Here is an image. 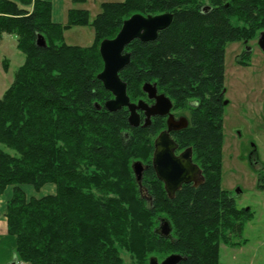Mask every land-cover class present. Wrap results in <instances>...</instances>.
Masks as SVG:
<instances>
[{"label":"trees","instance_id":"obj_1","mask_svg":"<svg viewBox=\"0 0 264 264\" xmlns=\"http://www.w3.org/2000/svg\"><path fill=\"white\" fill-rule=\"evenodd\" d=\"M100 10L90 21L71 9L59 25L47 1L0 0V39L13 35L24 57L0 99V196L12 189L5 219L14 262L126 264L125 254L148 264L177 254L180 264H219V246L239 238L251 217L221 189L225 48L264 31V0H124ZM136 14L172 15L155 41L126 47L130 63L119 74L131 103L148 102L141 88L155 84L188 120L172 138L178 153L191 150L203 182L182 185L172 199L151 168L164 120L131 128L126 109H104L112 96L96 79L100 43ZM73 27L93 30L90 47L64 43ZM37 36L46 48L35 46ZM134 162L147 167L140 187ZM46 186L53 195H29Z\"/></svg>","mask_w":264,"mask_h":264},{"label":"rangeland","instance_id":"obj_2","mask_svg":"<svg viewBox=\"0 0 264 264\" xmlns=\"http://www.w3.org/2000/svg\"><path fill=\"white\" fill-rule=\"evenodd\" d=\"M123 1L88 0L83 8L88 10L92 21L100 13L102 4ZM259 34L253 40L228 44L225 48L223 99L227 104L223 108L221 189L229 193L239 210H248L251 217L243 225L239 238L232 236L230 245L219 246V264H264V191L257 187V170H251L248 162L254 148L264 167V53L257 45ZM5 36L0 39V99L24 61L16 49L15 37ZM63 37L67 46L87 48L93 43V30L73 27L65 31ZM4 62L8 66L6 71ZM53 192L52 186L37 193L29 189V195L35 197ZM13 247L9 237L0 236V264L15 261ZM166 257L153 258L161 262ZM123 260L131 263L125 254Z\"/></svg>","mask_w":264,"mask_h":264},{"label":"water","instance_id":"obj_3","mask_svg":"<svg viewBox=\"0 0 264 264\" xmlns=\"http://www.w3.org/2000/svg\"><path fill=\"white\" fill-rule=\"evenodd\" d=\"M171 23V14L147 17L136 14L125 20L115 38L100 43L98 51L103 69L96 77L104 90L112 96V99L105 102L104 109L109 113L126 109L128 125L131 128H147L150 126L152 118H167L166 130L160 133L153 143L151 168L157 180L163 184V189L170 199L182 185L192 183L197 186L203 182L198 166L192 161L191 150L187 149L176 155L177 145L170 137V132L186 128L188 122L185 118L174 119L170 114L171 101L163 94H157L155 84L145 83L141 88L147 100L153 101L152 105H148L144 101L131 103L126 93V84L120 80L119 74L130 63V54L125 52L128 45L135 40L141 43L155 41L158 33L169 28ZM257 45L264 53V32L259 34ZM35 46L44 49L46 43L42 37L37 36ZM226 104L227 102L224 101L223 106ZM139 112L143 114V122H141ZM146 169L147 167L139 162H134L131 165L135 182L139 187ZM159 229L165 237L170 233L168 224L164 221L160 223ZM182 262H184V258L172 254L161 262H158L156 258H150L148 264H180Z\"/></svg>","mask_w":264,"mask_h":264},{"label":"crops","instance_id":"obj_4","mask_svg":"<svg viewBox=\"0 0 264 264\" xmlns=\"http://www.w3.org/2000/svg\"><path fill=\"white\" fill-rule=\"evenodd\" d=\"M42 1H47L51 4L52 6L51 20L53 23L59 24V25H65L67 21V13L71 9L88 11L86 8H83V6L86 5L88 0L86 1L85 4H75V5L71 2V0H42ZM79 6H81V8H79ZM2 37L4 38L6 36L3 35ZM11 193H12V189L7 188L4 194L0 196V236L2 237H8L7 231H6L5 205H6V202L9 200ZM53 194L54 192L48 195H53ZM42 196H45V195H42ZM12 256L14 258V254Z\"/></svg>","mask_w":264,"mask_h":264},{"label":"flooded vegetation","instance_id":"obj_5","mask_svg":"<svg viewBox=\"0 0 264 264\" xmlns=\"http://www.w3.org/2000/svg\"><path fill=\"white\" fill-rule=\"evenodd\" d=\"M157 94L159 95V93H158V91H157ZM223 95H224V89H223V93H222V105H223V102L225 101L224 99H223ZM169 99V98H168ZM145 103H147L148 105H152L153 104V101H149L148 100V102H145ZM171 104H172V102H171ZM139 114H141L142 116H143V114L141 113V112H139ZM170 114L174 117V119L175 120H178V119H180V118H185L186 120H187V118L183 115V114H181V113H178L177 111H174L173 110V105H172V108H171V110H170ZM144 118V117H143ZM156 118H160V117H156ZM152 119H154V118H152ZM151 119V120H152ZM162 120H164V122H165V126H166V120H167V118L166 117H163V118H161ZM141 122H143V121H141ZM187 122H188V120H187ZM188 126V125H187ZM167 127V126H166ZM185 129V128H184ZM165 130H166V128H165ZM165 130H163V131H161L160 133H162V132H164ZM183 129H181V130H179V131H173V132H170V137H171V139L173 140V138H172V133H176V132H180V131H182ZM157 138V137H156ZM155 138V139H156ZM173 142H174V140H173ZM154 143V142H153ZM175 143V142H174ZM176 144V143H175ZM177 150H178V148H177ZM181 153V152H180ZM180 153H178L177 151H176V155H179ZM249 163H250V169L252 170H257V180H256V185H257V187L260 189V191H264V167L263 166H261V164H260V160L258 159V157L256 156V150L253 148V150H251V152H250V159H249V161H248ZM200 173H201V171H200ZM201 177H202V173H201ZM203 178V177H202ZM192 184V183H191ZM194 185V184H193ZM195 186V185H194ZM197 186H199V185H197ZM258 189V190H259Z\"/></svg>","mask_w":264,"mask_h":264}]
</instances>
